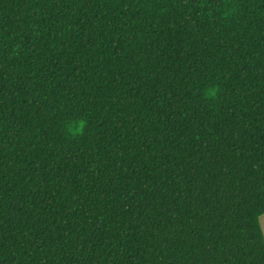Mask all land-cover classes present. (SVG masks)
<instances>
[{
  "label": "trees",
  "instance_id": "obj_1",
  "mask_svg": "<svg viewBox=\"0 0 264 264\" xmlns=\"http://www.w3.org/2000/svg\"><path fill=\"white\" fill-rule=\"evenodd\" d=\"M262 215L264 0H0V264H264Z\"/></svg>",
  "mask_w": 264,
  "mask_h": 264
},
{
  "label": "rangeland",
  "instance_id": "obj_2",
  "mask_svg": "<svg viewBox=\"0 0 264 264\" xmlns=\"http://www.w3.org/2000/svg\"><path fill=\"white\" fill-rule=\"evenodd\" d=\"M259 224H260V227H261V230H262L263 236H264V215H262V216L259 218Z\"/></svg>",
  "mask_w": 264,
  "mask_h": 264
},
{
  "label": "snow or ice",
  "instance_id": "obj_3",
  "mask_svg": "<svg viewBox=\"0 0 264 264\" xmlns=\"http://www.w3.org/2000/svg\"><path fill=\"white\" fill-rule=\"evenodd\" d=\"M221 2H223V0H221ZM244 213H249V215H252V214H254V210L252 212H250L249 209L245 208L242 211L241 220H243L245 218Z\"/></svg>",
  "mask_w": 264,
  "mask_h": 264
}]
</instances>
